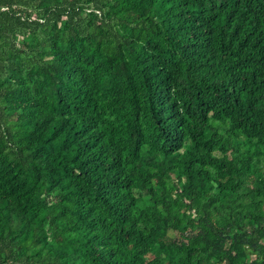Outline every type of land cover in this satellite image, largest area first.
I'll use <instances>...</instances> for the list:
<instances>
[{"label": "trees", "instance_id": "obj_1", "mask_svg": "<svg viewBox=\"0 0 264 264\" xmlns=\"http://www.w3.org/2000/svg\"><path fill=\"white\" fill-rule=\"evenodd\" d=\"M0 264H264V0H0Z\"/></svg>", "mask_w": 264, "mask_h": 264}]
</instances>
